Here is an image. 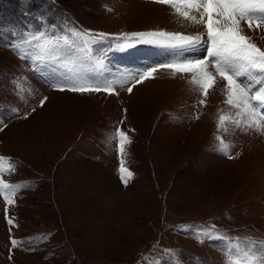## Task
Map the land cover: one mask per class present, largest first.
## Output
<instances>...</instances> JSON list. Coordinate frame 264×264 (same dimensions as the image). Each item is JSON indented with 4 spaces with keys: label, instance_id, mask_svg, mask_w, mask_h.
Here are the masks:
<instances>
[{
    "label": "rangeland",
    "instance_id": "obj_1",
    "mask_svg": "<svg viewBox=\"0 0 264 264\" xmlns=\"http://www.w3.org/2000/svg\"><path fill=\"white\" fill-rule=\"evenodd\" d=\"M242 27L264 50V26ZM37 32L46 38L24 48L45 59H22L10 46ZM147 32L207 39L203 25L155 0H0V156L10 158L0 180L20 185L0 190V264H224L217 234L241 249L264 242V131L225 103L219 78L207 97L191 73L167 68L137 84L160 64L151 49L163 62L178 54L130 35ZM99 33L107 38L84 47ZM184 50L207 55L206 45ZM80 77L113 81L115 92L51 86ZM117 129L130 140L123 154ZM217 137L228 155L214 150ZM121 159L134 174L126 185ZM212 226L213 238H196Z\"/></svg>",
    "mask_w": 264,
    "mask_h": 264
},
{
    "label": "snow or ice",
    "instance_id": "obj_2",
    "mask_svg": "<svg viewBox=\"0 0 264 264\" xmlns=\"http://www.w3.org/2000/svg\"><path fill=\"white\" fill-rule=\"evenodd\" d=\"M157 3L170 5L175 14L183 19L194 23L201 24L206 29V37L204 40L202 34L184 35L182 33L168 32H147V33H132V37L143 38L149 37L141 41L137 39V43L144 42L150 44H158L171 48H193L195 49L200 44H207V55L203 58L187 59L181 58L179 61L170 63L158 64L155 67H149L146 71L137 73L139 79L135 82L141 83L143 80L153 76L159 68H167L173 70L174 73H191V83L198 85L202 94L207 97L209 90L212 89L217 78L225 81L224 94L226 96L225 103L240 109L237 115L241 113L251 116L256 121V130L264 131V125L260 121L264 120V50L252 42V37L244 34L242 24H246L249 30H256L264 26V0H155ZM73 34L80 37L84 33L73 30ZM46 38L45 32H37L23 39L19 45H11L10 47L19 50L22 59H34L43 61L45 58L39 55L33 56L30 51L24 48V45L32 46L33 41H39ZM107 38V34L99 33L97 37H88L84 41V47H88L91 43L102 41ZM120 47H128V44L118 45ZM59 55L48 57L53 63L58 62ZM246 77L247 83L241 78ZM113 81L105 80H90L80 77L68 84L67 82L52 83V87L57 90L72 91L78 93L86 92H105L113 94L115 89ZM131 92L132 88L129 87ZM47 98L45 97L44 100ZM44 100L40 101L41 106ZM205 104V100L199 102ZM16 112V109L12 110ZM196 118H199L198 116ZM231 117L221 115L219 117L218 128H226V122L230 121ZM237 126L240 125V120L233 121ZM251 126V125H250ZM116 136L119 141V151L124 153V145L130 143L126 133L120 129L116 130ZM219 145L214 149L221 154H229V144L225 143L222 137H217ZM231 158V157H230ZM10 160L8 157L0 156V169H3V161ZM8 170L14 171L15 166L11 163L8 165ZM120 178L125 183L128 178L134 174L124 166V160L121 159L119 168ZM20 185L5 183L0 180V190L11 189L15 190ZM5 200L13 203L5 195ZM9 224L12 220L9 219ZM192 226H185L184 230L188 231ZM215 226L208 229L206 232L201 229L196 234L197 239H201V233H204L206 238H213L212 232ZM217 239L225 240V248L222 249L227 253V258L224 264H264V242H254L246 240V247L241 249L236 238L225 237L217 234ZM13 246L17 241H11ZM174 254L175 250H168ZM242 257V258H239ZM165 264V262H161ZM168 264H172L171 261Z\"/></svg>",
    "mask_w": 264,
    "mask_h": 264
},
{
    "label": "bare ground",
    "instance_id": "obj_3",
    "mask_svg": "<svg viewBox=\"0 0 264 264\" xmlns=\"http://www.w3.org/2000/svg\"><path fill=\"white\" fill-rule=\"evenodd\" d=\"M181 18V20H185V19H183L182 17H180ZM187 21V20H186ZM187 22H189V21H187ZM223 87V86H222Z\"/></svg>",
    "mask_w": 264,
    "mask_h": 264
}]
</instances>
